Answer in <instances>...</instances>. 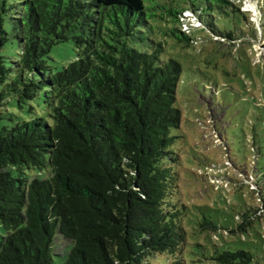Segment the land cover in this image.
Masks as SVG:
<instances>
[{"label":"trees","instance_id":"1","mask_svg":"<svg viewBox=\"0 0 264 264\" xmlns=\"http://www.w3.org/2000/svg\"><path fill=\"white\" fill-rule=\"evenodd\" d=\"M171 1L0 0V264H55L62 251L59 264L185 263L186 213L169 163L182 66L159 39L156 10L169 23L188 12L227 39L243 32L245 15L231 0ZM65 41L75 59L54 71L50 51ZM261 177L254 211L264 218ZM213 259L254 257L239 249Z\"/></svg>","mask_w":264,"mask_h":264},{"label":"rangeland","instance_id":"2","mask_svg":"<svg viewBox=\"0 0 264 264\" xmlns=\"http://www.w3.org/2000/svg\"><path fill=\"white\" fill-rule=\"evenodd\" d=\"M151 1L174 6L171 0ZM231 1L245 15L243 32L235 39L208 34L188 12L169 23L170 17L156 10L162 15L159 39L182 66L176 91L181 122L172 131L175 160L169 163L179 173V203L186 213L184 264H220L213 256L239 249L252 253L251 264H264V218L263 212L254 211L260 201L253 179L262 175L256 183L264 199V37L258 5L262 0ZM188 22L192 27L185 33L182 23ZM172 27L189 39L179 42L171 37L167 29ZM16 52L17 47L9 45L5 54L13 58ZM49 56L56 71L74 60L76 52L72 42L65 41L54 45ZM205 219L217 229L203 227ZM4 234L0 226V237ZM63 244L61 240L56 250ZM65 256L64 251L55 255V264ZM154 261L163 264L166 256L157 255Z\"/></svg>","mask_w":264,"mask_h":264},{"label":"built area","instance_id":"3","mask_svg":"<svg viewBox=\"0 0 264 264\" xmlns=\"http://www.w3.org/2000/svg\"><path fill=\"white\" fill-rule=\"evenodd\" d=\"M190 22V21H189ZM182 23V31L188 33L192 27L191 23Z\"/></svg>","mask_w":264,"mask_h":264}]
</instances>
